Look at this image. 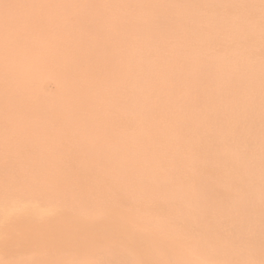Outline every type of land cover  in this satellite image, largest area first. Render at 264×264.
I'll use <instances>...</instances> for the list:
<instances>
[{
	"label": "bare ground",
	"instance_id": "bare-ground-1",
	"mask_svg": "<svg viewBox=\"0 0 264 264\" xmlns=\"http://www.w3.org/2000/svg\"><path fill=\"white\" fill-rule=\"evenodd\" d=\"M90 1L0 0V264H264V0Z\"/></svg>",
	"mask_w": 264,
	"mask_h": 264
},
{
	"label": "rangeland",
	"instance_id": "rangeland-1",
	"mask_svg": "<svg viewBox=\"0 0 264 264\" xmlns=\"http://www.w3.org/2000/svg\"><path fill=\"white\" fill-rule=\"evenodd\" d=\"M93 2V1H92ZM92 2L90 1V3L92 4ZM89 3V2H88ZM95 1L93 2V4H92V6L94 7V6H96L95 4H98V0H97V2L95 3ZM91 4H89V6L91 5ZM93 7H91V8H93ZM99 7V6H98ZM95 8V7H94ZM96 8H97V6H96ZM54 89H55V81H53V80H51L50 82H48V84H47V90L48 91H54ZM228 233L229 232H231V229H228L227 228V230H226ZM167 241L169 242H167L170 246H173L174 245V238H173V236L172 237H169L168 239H167Z\"/></svg>",
	"mask_w": 264,
	"mask_h": 264
}]
</instances>
